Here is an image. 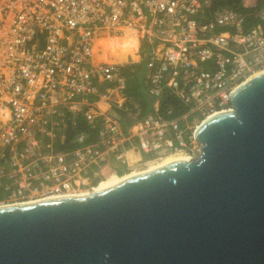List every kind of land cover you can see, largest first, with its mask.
Returning a JSON list of instances; mask_svg holds the SVG:
<instances>
[{
	"label": "built area",
	"instance_id": "2783aa9c",
	"mask_svg": "<svg viewBox=\"0 0 264 264\" xmlns=\"http://www.w3.org/2000/svg\"><path fill=\"white\" fill-rule=\"evenodd\" d=\"M227 1L0 0V205L88 193L169 153L198 156L200 123L264 70V0ZM126 28L137 57L100 58L97 37ZM134 63L152 105L140 116L121 71ZM132 108L124 125L119 110Z\"/></svg>",
	"mask_w": 264,
	"mask_h": 264
},
{
	"label": "water",
	"instance_id": "95a60500",
	"mask_svg": "<svg viewBox=\"0 0 264 264\" xmlns=\"http://www.w3.org/2000/svg\"><path fill=\"white\" fill-rule=\"evenodd\" d=\"M229 98L188 161L0 205V264H264V70Z\"/></svg>",
	"mask_w": 264,
	"mask_h": 264
},
{
	"label": "bare ground",
	"instance_id": "6f19581e",
	"mask_svg": "<svg viewBox=\"0 0 264 264\" xmlns=\"http://www.w3.org/2000/svg\"><path fill=\"white\" fill-rule=\"evenodd\" d=\"M106 39H107L108 43L105 41ZM97 40H102V41L106 42L109 45V47L112 48V50L116 49L114 52H112L110 49L111 54H116L117 52L126 53V52L135 51L136 45H137V37L135 36L133 29L131 30L130 28H126V30H124V32L121 35H114V34H109L108 32H106L105 35H103V36L99 35L97 37ZM100 56H101L100 58H109L110 57V55H106V54H100ZM131 57L136 58L137 56L132 55ZM123 59H125V58H121L120 60H123ZM191 158H192V156L187 154V153L178 152V153L166 154L161 158L148 161L145 165V168H143V169L129 171V172H126V173L121 174L119 176H115L113 178H110L108 180H102L96 185L94 191H90L88 193L95 192L99 189H102V188H104V187H106V186H108V185H110L116 181H119V180H121V179H123L129 175L140 173V172H143V171H146L149 169H153V168L162 166L171 160L184 159V160L188 161ZM80 194H87V193H77V194H73L70 196L80 195ZM64 197H67V196H64ZM21 203H26V202L7 203L5 205H15V204H21Z\"/></svg>",
	"mask_w": 264,
	"mask_h": 264
},
{
	"label": "trees",
	"instance_id": "16d2710c",
	"mask_svg": "<svg viewBox=\"0 0 264 264\" xmlns=\"http://www.w3.org/2000/svg\"><path fill=\"white\" fill-rule=\"evenodd\" d=\"M226 3V2H225ZM227 3L237 7V8H241L239 7V0H228ZM260 3H262V0L260 1ZM249 20V18H248ZM257 20H255V18H251L250 19V23H253ZM96 43L99 45H101L102 47V52L101 54H106V55H110L111 58L113 59H121V58H126V55L127 54H130L131 56L132 55H135V51H132V52H126V53H122V52H117L116 54H111L110 53V47L109 45L102 41V40H97ZM104 56V55H103ZM134 75H135V78L137 80L136 82V85L134 87V89H131L129 86H130V82H127V88H126V92L129 93V94H132L134 96V98L136 99L137 102H139L140 106H141V112L139 113L138 116H140L141 114H144L146 112H148L149 110L152 109V105H151V100L145 95V93L142 91V82H141V78L139 77V73H138V70H134ZM138 77V79H137ZM165 103V102H164ZM185 108L183 106H177L176 107V111L175 113H179L180 111H183ZM135 108H132L130 111H123V110H119L121 116H122V122L124 125H127L131 122V120L134 118V112H135ZM79 124L80 125H83L84 124V121L82 118H80L79 120Z\"/></svg>",
	"mask_w": 264,
	"mask_h": 264
},
{
	"label": "rangeland",
	"instance_id": "374dc122",
	"mask_svg": "<svg viewBox=\"0 0 264 264\" xmlns=\"http://www.w3.org/2000/svg\"><path fill=\"white\" fill-rule=\"evenodd\" d=\"M108 33L111 34L110 31H109ZM105 41L107 42V39H106ZM107 43H108V42H107ZM98 46H99V48L102 49V47H101L100 44H99ZM116 48H117V47H116ZM110 49H111L112 52H114V51L116 50V49H115V50H114V49L112 50L111 47H110ZM133 67H134V69H136V70L141 69V71H142V68L140 67V65H138V64H136V63L133 64ZM121 71H122L123 74H125V75L128 77V82H130V86H129V87H130L131 89H134V87H135V85H136V82H137L134 73H132V74L129 73V72H128V68L126 69V68H124V67H121ZM139 77H140V75H139ZM137 79H138V77H137ZM127 84H128V83H127ZM135 101H136V99H135ZM143 168H145V165H140L139 167L134 168V170H139V169H143Z\"/></svg>",
	"mask_w": 264,
	"mask_h": 264
}]
</instances>
